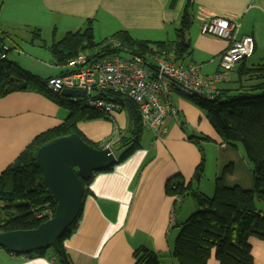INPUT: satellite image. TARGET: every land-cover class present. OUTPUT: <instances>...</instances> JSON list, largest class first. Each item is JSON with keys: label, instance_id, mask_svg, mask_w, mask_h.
<instances>
[{"label": "crops", "instance_id": "1", "mask_svg": "<svg viewBox=\"0 0 264 264\" xmlns=\"http://www.w3.org/2000/svg\"><path fill=\"white\" fill-rule=\"evenodd\" d=\"M171 1L0 0V33L11 38L6 43L11 47L8 58L31 75L47 80L70 71L55 63L51 45L66 34L85 30L90 22L98 42L121 31L139 41H175L166 38L173 29L177 34L189 0H178L174 7ZM189 13L193 23L186 36L191 50L184 64L201 67L205 75L219 71L220 56L228 43L200 32L204 22L217 17L238 21V38L252 36L255 41V54L247 60L248 65L264 64V0H191ZM34 30H40L42 41H32ZM98 33L104 36L100 40ZM235 70L221 90L235 92ZM172 99L180 122L167 117L159 138L144 129L138 151L112 171L92 177L77 230L65 242L72 264H136L135 253L140 248L157 254L161 264H178L172 253L180 227L199 207L192 195L179 200L169 195L166 187L180 180L191 183L192 192H198L193 190L194 184L203 181L209 166L204 146L212 153L214 179L233 166V173L225 177L226 186L254 189L252 167L243 147L225 143L207 112L189 97L173 93ZM68 117L67 110L37 93H14L0 99V174L37 136L63 125ZM129 124L127 112H116L110 119L81 122L78 129L89 142L100 146L112 140L116 129L124 137ZM113 151L117 158L121 155L119 150ZM213 193L211 188L202 194L208 197ZM256 204L264 210L262 202ZM249 243L254 264H264V241L252 237ZM0 264L60 263L49 252L17 256L0 249ZM208 264H220L215 251Z\"/></svg>", "mask_w": 264, "mask_h": 264}, {"label": "trees", "instance_id": "2", "mask_svg": "<svg viewBox=\"0 0 264 264\" xmlns=\"http://www.w3.org/2000/svg\"><path fill=\"white\" fill-rule=\"evenodd\" d=\"M177 1L172 0L170 6L174 7ZM190 7L191 0L186 5L173 42L139 41L125 31L98 42L90 22L85 30L66 34L62 40L54 42L50 52L55 63L62 67L68 66L80 53L94 60L121 52L143 56L159 52L177 61H184L191 50V43L186 36L193 23ZM9 39V35L0 33V99L14 93H37L67 110L69 117L63 125L37 136L18 159L0 174V232L37 229L55 213L56 201L45 186L41 170L36 164L39 148L51 140L77 134L94 148L102 149L83 136L78 124L111 117L101 110L82 107L80 102L49 91V79L31 75L8 58L11 47L6 43ZM32 41H42L40 30H34ZM115 43L120 44V47L115 48ZM235 71L238 76L234 81L235 92L222 89L220 96L214 100L199 96L189 98L207 112L212 127L225 143L243 147L252 167L254 189L226 186L225 177L233 173V166L227 167L222 177L216 179L213 198L192 192L191 183L180 180L169 182L166 187L169 195L179 200L192 195L199 207L180 227L172 253L178 264H208L212 251H215L220 264H254L249 240L255 237L264 241V210H259L256 204L257 201L264 204V64L248 65V61H244ZM114 98L123 102L130 124L127 134L115 147L121 152L118 162L107 171H112L140 149L144 132L135 104L125 102L121 97ZM92 179L84 182L86 188ZM87 191L86 189L85 194ZM84 199L78 219L59 240L60 252L53 250V255L60 264H72L65 242L77 230L83 215ZM50 250L34 254L44 255ZM135 259L136 264H161L159 256L146 248L137 250Z\"/></svg>", "mask_w": 264, "mask_h": 264}, {"label": "built area", "instance_id": "3", "mask_svg": "<svg viewBox=\"0 0 264 264\" xmlns=\"http://www.w3.org/2000/svg\"><path fill=\"white\" fill-rule=\"evenodd\" d=\"M240 25L238 21L218 17L202 24V35L228 43L220 56L219 71L212 75L203 74L197 65H186L159 52L146 54L147 60L143 55L127 52L94 60L80 53L69 62V72L48 80L47 89L53 94H61L64 90L84 92V98L71 100L110 115L127 112L123 102L114 98L121 97L135 104L144 129L159 138L167 117L180 122L173 93L214 100L220 96V87L230 79L236 67L254 56V38L239 39ZM114 47L119 48L120 44L115 43ZM122 138L116 129L112 140L100 147L113 151Z\"/></svg>", "mask_w": 264, "mask_h": 264}, {"label": "water", "instance_id": "4", "mask_svg": "<svg viewBox=\"0 0 264 264\" xmlns=\"http://www.w3.org/2000/svg\"><path fill=\"white\" fill-rule=\"evenodd\" d=\"M61 96L67 99L84 98L85 93L64 90ZM117 162L114 151L96 149L77 134L42 145L36 154V164L45 186L56 201L55 213L37 229L0 232V249L17 256H29L50 249L59 253V240L81 213L86 191L84 182L97 173L106 172Z\"/></svg>", "mask_w": 264, "mask_h": 264}, {"label": "rangeland", "instance_id": "5", "mask_svg": "<svg viewBox=\"0 0 264 264\" xmlns=\"http://www.w3.org/2000/svg\"><path fill=\"white\" fill-rule=\"evenodd\" d=\"M176 35H177L176 31H175V29H173V32L169 34V38H166V39H171V40L175 39ZM61 37H63V36H61ZM96 37H97L98 40H100L104 36H102V35L100 36V34L98 33L96 35ZM146 39H149V38H146ZM149 42H151V41H149ZM204 147H205L204 148L205 149V157L207 159V164L209 163L208 168H210V169L207 168L206 172L204 173V179H203V181L201 183L200 182H196L194 184L193 190L198 191V193H205L206 191H210L211 188H214V193H215V181H216V179H214V175H215L216 167H215V163L212 161V159H210L211 156H212V153L207 150L206 146H204ZM116 150H117V148H115V151ZM117 155H119V152L117 153ZM209 159H210L211 162H208ZM214 193L210 194V196H208V197L209 198H213ZM49 253L51 255L54 254L53 250H50Z\"/></svg>", "mask_w": 264, "mask_h": 264}]
</instances>
